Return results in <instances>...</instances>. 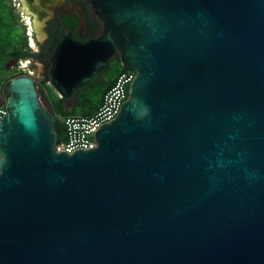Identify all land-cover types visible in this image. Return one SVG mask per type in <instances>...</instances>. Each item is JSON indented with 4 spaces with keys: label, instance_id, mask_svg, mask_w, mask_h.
I'll list each match as a JSON object with an SVG mask.
<instances>
[{
    "label": "water",
    "instance_id": "water-1",
    "mask_svg": "<svg viewBox=\"0 0 264 264\" xmlns=\"http://www.w3.org/2000/svg\"><path fill=\"white\" fill-rule=\"evenodd\" d=\"M86 1L100 32L63 33L48 81L67 97L114 53L136 74L72 153L9 80L0 264H264V0Z\"/></svg>",
    "mask_w": 264,
    "mask_h": 264
},
{
    "label": "flooded vegetation",
    "instance_id": "flooded-vegetation-1",
    "mask_svg": "<svg viewBox=\"0 0 264 264\" xmlns=\"http://www.w3.org/2000/svg\"><path fill=\"white\" fill-rule=\"evenodd\" d=\"M26 2L28 8L24 6L22 0H0L4 8H10L13 25L17 31H23L27 49L25 59L11 56L6 60L2 74L4 77L9 76L10 73L22 71L20 66L22 60L39 62L42 67V76L46 77L49 69L46 63H49V56L63 33L70 31L73 38L78 41L93 38L89 37V34L92 31L94 20L97 18L92 15L86 0H26ZM33 8L37 10V14L33 12ZM38 15L40 19H38ZM38 23L40 24V33L36 30ZM31 39L34 46L30 43ZM50 46H53V49L48 52ZM46 53L48 56L44 57ZM117 55V53L113 54L104 68L99 70L90 81L71 91L69 96H62L55 91L68 112L80 108L85 104V100L92 102L96 91L107 85L115 73L112 68L116 67L115 61L119 60ZM22 76L31 77L30 73ZM31 78L34 79V77ZM0 87L2 86L0 85ZM87 91L90 94L88 99L85 96Z\"/></svg>",
    "mask_w": 264,
    "mask_h": 264
},
{
    "label": "built area",
    "instance_id": "built-area-1",
    "mask_svg": "<svg viewBox=\"0 0 264 264\" xmlns=\"http://www.w3.org/2000/svg\"><path fill=\"white\" fill-rule=\"evenodd\" d=\"M135 74L134 70L121 72L113 86L104 94L101 106L92 116L60 117L59 122L63 125L64 137L55 145L56 150L72 153L78 149L94 148L96 146L95 132L118 114L128 97L129 86ZM3 90L0 87V118L5 114L6 92Z\"/></svg>",
    "mask_w": 264,
    "mask_h": 264
},
{
    "label": "trees",
    "instance_id": "trees-1",
    "mask_svg": "<svg viewBox=\"0 0 264 264\" xmlns=\"http://www.w3.org/2000/svg\"><path fill=\"white\" fill-rule=\"evenodd\" d=\"M92 31L89 34V37H96L100 32V22L98 19L94 20ZM13 19L11 17V11L9 7L4 8L3 5L0 3V85L4 86L6 89L8 85V77H4L3 71H4V64L6 60L11 56H17L20 59H25L27 56V49H26V39L22 32L17 31V28L13 25ZM53 46L48 48V52L52 51ZM47 52V53H48ZM45 54L44 57H47L48 54ZM46 66L49 67V63H46ZM118 67L119 71L116 73L115 77L108 81L107 85L105 87H102V90L100 92V98L97 102L92 103L91 101L85 100L83 105L80 106V108L68 112L66 108L62 105L61 101L53 94L50 93L51 97L50 100L52 102V106L50 109V113L55 116L58 114L61 117H90L92 116L98 108L102 104L103 96L107 92V90L113 86L115 83V80L117 76L124 71V69L120 66V63L118 61ZM22 72H17L13 76V78L22 76ZM46 81H48V77L46 76ZM8 81V82H7ZM87 97V96H86ZM88 99V98H86ZM88 102V103H86ZM55 120V133H56V144H58L64 137V129L63 125L60 124L56 118Z\"/></svg>",
    "mask_w": 264,
    "mask_h": 264
},
{
    "label": "rangeland",
    "instance_id": "rangeland-1",
    "mask_svg": "<svg viewBox=\"0 0 264 264\" xmlns=\"http://www.w3.org/2000/svg\"><path fill=\"white\" fill-rule=\"evenodd\" d=\"M115 54V53H114ZM118 56V55H117ZM118 61L119 60H116L115 63H116V67H113L112 70L115 72L113 74V76L111 77V79H113L116 75V73L119 71V67H118ZM21 68H22V71H19V72H22L24 75L27 74V73H30V76L31 77H34L35 81H36V89H37V93H38V96H39V99H40V102L41 104L50 109L51 106H52V102L50 100V93L52 92L53 94H55V96L57 97L58 94L56 93L57 91L55 90V88L51 85V83L49 81H46V77H43L42 75V67L40 65L39 62L37 61H28V64L27 66L23 67V65L21 64L20 65ZM15 73L17 72H14V73H10L8 77V81L10 79L13 78V76L15 75ZM7 81V82H8ZM2 89L3 92L5 90L4 86H2ZM102 88L100 87V89H98L95 93L94 96V100L92 101V103H95L98 101V99L100 98V92H101ZM56 91V92H55ZM85 96H87V98H89L90 94L89 92H85ZM58 98V97H57ZM54 118H56V120L59 122V118L61 116H59L58 114H56L55 116H53ZM60 123V122H59ZM61 124V123H60Z\"/></svg>",
    "mask_w": 264,
    "mask_h": 264
},
{
    "label": "bare ground",
    "instance_id": "bare-ground-1",
    "mask_svg": "<svg viewBox=\"0 0 264 264\" xmlns=\"http://www.w3.org/2000/svg\"><path fill=\"white\" fill-rule=\"evenodd\" d=\"M22 1H23V3H24V6H26V7L28 8V3L26 2V0H22ZM32 6H33V5H32ZM26 7H25V8H26ZM25 8H24V11L27 9V8H26V9H25ZM33 10H34L33 12H34L35 14H37V10H35V8H33ZM38 19H40V18H39V15H38ZM39 29H40V24L38 23V24L36 25V30H37L38 33H40V30H39ZM30 43H31L32 46L35 45L32 39H31Z\"/></svg>",
    "mask_w": 264,
    "mask_h": 264
}]
</instances>
